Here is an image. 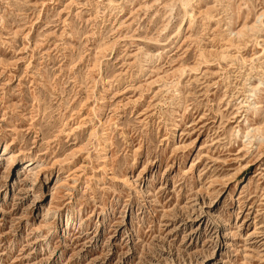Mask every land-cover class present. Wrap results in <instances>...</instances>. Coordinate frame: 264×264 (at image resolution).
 <instances>
[{"label":"rangeland","instance_id":"rangeland-1","mask_svg":"<svg viewBox=\"0 0 264 264\" xmlns=\"http://www.w3.org/2000/svg\"><path fill=\"white\" fill-rule=\"evenodd\" d=\"M0 264H264V0H0Z\"/></svg>","mask_w":264,"mask_h":264}]
</instances>
